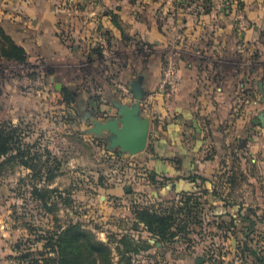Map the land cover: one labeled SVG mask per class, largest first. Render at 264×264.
<instances>
[{
	"label": "crops",
	"instance_id": "obj_1",
	"mask_svg": "<svg viewBox=\"0 0 264 264\" xmlns=\"http://www.w3.org/2000/svg\"><path fill=\"white\" fill-rule=\"evenodd\" d=\"M184 1L93 0L75 12L74 20L55 0H0V22L20 26V32L9 33L25 47L26 63L46 64L58 97L64 98L65 88L75 91L83 104L73 102L68 108L62 102L60 112L71 116L70 121L65 118V126L78 123L79 111H83L85 127L77 139L89 134L104 145L109 157H116L120 149L108 148V132L97 135L88 129L95 120L116 116L118 102L133 103L132 83H140L145 91L142 114L150 118V135L147 148L139 153L144 173L138 188L153 200L203 194L208 218L224 225L214 228L223 250L222 264L231 260L239 264L235 237L244 236L249 220L255 222L251 237L260 238V250L264 249V134L256 124L264 110V0H238L249 21L243 30L220 12L217 1L209 11L207 0L191 2L193 6ZM6 3L8 8L1 7ZM104 42L111 55L125 48L128 54L137 52L138 61L131 63L129 57L118 65L117 59L107 58L109 54L99 55L97 45ZM139 43L152 46L153 53L141 59ZM172 46L180 47L182 57L177 86L167 92L160 82L164 55ZM104 58L111 62L103 69L96 62ZM91 83L97 89L89 88ZM72 146L75 149L76 143ZM52 150L63 156L60 149ZM149 173L155 175L159 187L147 177ZM201 177L210 181L203 182ZM107 190L112 197L109 205L116 206L118 198L124 204L127 197L123 194L132 192L121 181ZM233 221V230L225 226ZM138 226L137 237L147 236L152 245L138 253L137 264H167L158 258L171 250L142 223ZM197 259V264H215Z\"/></svg>",
	"mask_w": 264,
	"mask_h": 264
},
{
	"label": "rangeland",
	"instance_id": "obj_2",
	"mask_svg": "<svg viewBox=\"0 0 264 264\" xmlns=\"http://www.w3.org/2000/svg\"><path fill=\"white\" fill-rule=\"evenodd\" d=\"M92 1L55 0L58 7L61 5L68 9L69 18L71 19L73 15L74 20L75 12L80 13L81 9L87 8ZM196 1L204 2L186 0V3L193 6ZM207 1L210 5L205 10L215 8L217 1L223 15L232 17L235 25L241 21L239 11H243V5L238 0ZM5 6L8 8L7 3L1 7ZM78 17L80 20L81 17ZM1 24L6 27H4L6 33L12 38L8 30H17V33L22 30L20 26L10 25L8 21H5V25ZM17 25H22V22ZM125 51V48H120L107 58L117 59V63H123L129 57L131 63L138 61L137 52L130 51L128 54ZM139 51L143 59L153 53V47L150 46L149 53ZM108 60L104 58L96 63L104 69ZM88 86L97 89L95 84L91 83ZM63 101L61 96L58 97L55 84L50 80L48 67L44 62L23 64L0 59V126L8 121L21 123L26 140L31 142L38 140L39 144L32 147V151L38 150L43 154L40 162L43 164V173H46L45 148H53L55 151L60 149L63 155L59 156L61 160V167L57 168L59 174L49 181L51 187L58 189L55 192L43 187L45 175L41 177L42 172L34 175L30 168L17 159H0V264H60L56 240L71 221L79 222L83 227L91 229L100 240L107 241L108 235L116 239L110 242L111 254L107 252L97 254V259L91 264H128V256L120 249L141 245V239L137 237L138 230L141 229L135 227L133 208L125 206L119 198L117 206L115 203L109 205L108 201L112 197L107 194V189L114 182L121 181L124 186L132 188L129 195L123 194L129 201L133 199L158 201L138 188L141 182L139 177L144 173L139 167L143 154L138 153L139 156L135 158L109 157L104 151V145L94 141L89 134L77 139L79 130L85 127L84 112L81 111L78 123L65 126V118L68 119L70 115L67 112L63 116L60 112ZM72 143L73 145L76 143L75 149ZM37 184L43 187L44 200H41V195L35 191L34 186ZM46 199L49 205L45 204ZM112 227L116 230H112ZM214 231L212 224L206 225L203 230L200 225L195 226L191 236H187L188 239L191 237L189 243L179 240L168 244L166 247L171 253L159 256L158 260L167 264L168 262L197 264L196 258L206 255V249L219 247L218 240L212 236ZM123 233L134 235L136 240L126 238L121 241ZM145 238L147 239V236ZM132 259L134 264H137L141 256L133 255Z\"/></svg>",
	"mask_w": 264,
	"mask_h": 264
},
{
	"label": "trees",
	"instance_id": "obj_3",
	"mask_svg": "<svg viewBox=\"0 0 264 264\" xmlns=\"http://www.w3.org/2000/svg\"><path fill=\"white\" fill-rule=\"evenodd\" d=\"M113 20L119 26H121L118 16L112 15ZM123 36L126 38V34L123 31ZM146 43H139L138 48L142 50V45ZM97 51L99 55H102L103 49L101 45H97ZM0 57L7 60L16 61L19 63L27 62V51L25 47L17 43L10 35L5 31V28L0 23ZM50 74V70H48ZM63 102L69 108L73 102L77 105H82L83 103L77 97L75 91L65 88L63 90ZM74 112H77L74 109ZM81 113V111H79ZM70 115V114H69ZM71 120V116L68 118ZM24 129L21 123L6 122L0 126V159H17L23 165L32 170V174L45 175V185L43 186L49 191H58L56 187H51L49 181L53 180L59 172L57 168L61 167V160L59 156L53 152L52 149L45 148L46 160L44 161L46 165V173H43L42 153L39 151H32V147L39 144L38 140L36 142H31L26 140L23 135ZM116 157H123L120 151L114 153ZM126 158L129 156L124 155ZM38 158H41L38 160ZM56 168V170H54ZM31 174V175H32ZM153 184L159 187L161 184L155 178V175L149 173L147 176ZM203 182H206L207 178L201 177ZM210 181V180H209ZM43 187L34 186L36 193L41 195V200H44ZM63 193L62 191H60ZM215 196H218V191L216 188L212 190ZM43 198V199H42ZM133 214L135 217V227L138 223L144 225L145 230L149 231L153 237L158 241L162 242L164 246L168 244H173L176 241H186L189 243L187 236L193 232L195 226L200 225L202 230L206 225H214V228L220 229L224 226L222 223L217 221L207 220L208 210L206 208L207 200H205L203 194H183L180 198H170L162 199L158 201H140L138 199H133ZM46 205H49L48 200L45 201ZM244 219L248 217L244 216ZM232 229L234 226V221L225 225ZM255 222L249 220V223L244 229V236L235 237L237 251L235 254V259L239 260V264H264V254L260 250V238L256 239L251 237V232ZM139 227V226H138ZM233 230V229H232ZM215 232V231H214ZM217 232V231H216ZM216 232L212 235L215 236ZM202 233V232H201ZM236 233V232H235ZM111 236V235H110ZM108 235L107 241L100 240L96 237L95 233L91 229L83 227L79 222L71 221L63 231L57 237V255L59 257L60 264H91L97 259V254L107 252L111 254L110 242L116 241ZM121 241L129 238L135 239L130 233L121 235ZM191 236V235H190ZM132 237V238H131ZM141 239V245L138 247H125V249H120L123 254L128 256V264H134L132 259L133 255H138L141 250L149 248L152 244L147 238ZM119 240V241H120ZM136 240V239H135ZM254 242L257 245H254ZM169 247H171L169 245ZM120 248V247H118ZM83 250V251H82ZM85 250V251H84ZM206 255L200 257L205 258L215 264L223 263L225 259L223 258L222 248L216 247L212 249H206ZM90 261L88 262V260ZM234 263V260L229 262V264Z\"/></svg>",
	"mask_w": 264,
	"mask_h": 264
},
{
	"label": "water",
	"instance_id": "obj_4",
	"mask_svg": "<svg viewBox=\"0 0 264 264\" xmlns=\"http://www.w3.org/2000/svg\"><path fill=\"white\" fill-rule=\"evenodd\" d=\"M132 85L135 101L130 104L118 102L116 116L104 121L95 120L94 126L88 130L97 135L107 131L108 148H119L122 153L134 156L144 151L149 144L150 118L142 114L141 102L145 94L143 87L137 81ZM58 88L62 89V86L58 85ZM256 124L264 126V110L256 118ZM202 260L198 258L197 262Z\"/></svg>",
	"mask_w": 264,
	"mask_h": 264
},
{
	"label": "built area",
	"instance_id": "obj_5",
	"mask_svg": "<svg viewBox=\"0 0 264 264\" xmlns=\"http://www.w3.org/2000/svg\"><path fill=\"white\" fill-rule=\"evenodd\" d=\"M243 17L246 18L244 10L239 11V18L241 21L238 22V29L243 30L249 25L248 19H242ZM103 52L106 54H110L109 52V45L108 43L102 44ZM142 50L145 52L150 51V46L148 44L142 45ZM182 57V51L180 47L172 46L164 55L163 67H162V75H161V82L160 87L162 90L167 92H172L177 86V72L179 68V60ZM262 133L264 134V126H261ZM124 153L122 156L124 157ZM132 165H135L134 162L130 161ZM115 200V199H114ZM124 204L127 207L132 208L133 201H129L128 199L124 201Z\"/></svg>",
	"mask_w": 264,
	"mask_h": 264
}]
</instances>
